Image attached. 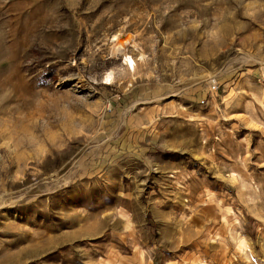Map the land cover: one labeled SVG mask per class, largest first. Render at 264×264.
I'll list each match as a JSON object with an SVG mask.
<instances>
[{
  "label": "rangeland",
  "instance_id": "obj_1",
  "mask_svg": "<svg viewBox=\"0 0 264 264\" xmlns=\"http://www.w3.org/2000/svg\"><path fill=\"white\" fill-rule=\"evenodd\" d=\"M0 264H264V0H0Z\"/></svg>",
  "mask_w": 264,
  "mask_h": 264
},
{
  "label": "bare ground",
  "instance_id": "obj_2",
  "mask_svg": "<svg viewBox=\"0 0 264 264\" xmlns=\"http://www.w3.org/2000/svg\"><path fill=\"white\" fill-rule=\"evenodd\" d=\"M131 41V36H127V40L124 42V41H121V44L122 45H124L126 42H130ZM126 60L128 61V63L132 66V67H135L134 65V63H135V61H134V59L132 60V57H130V56H126Z\"/></svg>",
  "mask_w": 264,
  "mask_h": 264
},
{
  "label": "built area",
  "instance_id": "obj_3",
  "mask_svg": "<svg viewBox=\"0 0 264 264\" xmlns=\"http://www.w3.org/2000/svg\"><path fill=\"white\" fill-rule=\"evenodd\" d=\"M212 89L216 90L218 88L219 85H217L216 81L213 80L212 82Z\"/></svg>",
  "mask_w": 264,
  "mask_h": 264
}]
</instances>
